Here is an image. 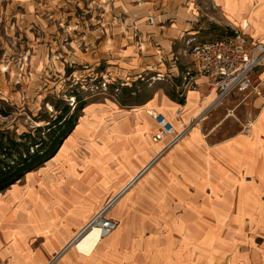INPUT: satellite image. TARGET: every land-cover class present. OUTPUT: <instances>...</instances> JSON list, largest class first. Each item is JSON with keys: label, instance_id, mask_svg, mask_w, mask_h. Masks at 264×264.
Masks as SVG:
<instances>
[{"label": "rangeland", "instance_id": "1", "mask_svg": "<svg viewBox=\"0 0 264 264\" xmlns=\"http://www.w3.org/2000/svg\"><path fill=\"white\" fill-rule=\"evenodd\" d=\"M248 3L242 11L257 25L230 22L224 4L216 0H0V100L5 103L0 107L8 113L0 116V125L19 133L42 124L39 117L51 112L49 101L72 100L66 92L74 90L86 99L77 124L91 131L78 144L74 174L86 176L91 170L87 147L92 144L110 151L108 164L121 166L109 181L95 173V193L103 196L97 211L144 166L136 164L132 151L147 140L134 143V137L120 134L119 116L151 99L174 110L172 102L185 95L184 77L194 69V40L210 41L247 27L254 39L264 40V0ZM158 29L165 35L168 29L175 31L163 38L169 40L165 50L162 40L150 36ZM131 49L132 57H125ZM258 75L263 82L258 94L229 93L209 105L189 130L216 143L241 132L247 112L254 118L253 130L264 107V69ZM199 87L193 89L199 97L216 95ZM121 153L126 158H119ZM163 155L104 214L118 223L106 239L122 264H264L262 202L235 200V177L230 175L222 187H213L209 173L216 168L213 162L204 168L197 152L198 164L189 168L195 174L187 178L174 165L161 166ZM104 160L101 156L94 162ZM148 171L154 175L147 176ZM250 205L255 214H248Z\"/></svg>", "mask_w": 264, "mask_h": 264}, {"label": "crops", "instance_id": "2", "mask_svg": "<svg viewBox=\"0 0 264 264\" xmlns=\"http://www.w3.org/2000/svg\"><path fill=\"white\" fill-rule=\"evenodd\" d=\"M247 5H249L248 0H224L226 12L237 13L240 21L245 20L243 17L246 12H243L242 8ZM168 30L169 35H165L166 33L160 29L157 35H150L162 40L161 50L167 49L169 42L163 38L175 36L172 35L175 33L173 29ZM243 31H247L250 36L254 35L249 27ZM124 52L125 57H132L128 56L132 49ZM157 52L160 53L159 50ZM149 59H155V57H149ZM133 60L137 65L138 59ZM197 80L200 82V89H207L202 77ZM186 92L182 96L183 103H180L179 99V104L172 102L178 105H174L173 111L166 109L169 108L166 103L158 107L155 100L151 99L143 106L137 107L135 111L127 114L123 112L119 116L120 134L125 133L134 137V143L139 141L143 143L147 140L143 148L140 147V150L135 148L132 151L137 154L136 164L144 163L145 166L159 149V145L151 142V136L157 128L151 113H161L172 125L182 127L195 115L201 114L216 98V95L212 97L211 93L199 97L198 90H192L191 94ZM179 106H182V113L177 116L175 111ZM77 125L86 127L84 124ZM89 131L91 130L86 127L83 136L88 137L86 133ZM192 131H194L193 128L188 131L183 140L165 151L164 155H166L160 165H174L175 168L184 171L182 173L187 178L195 174L189 168L191 163L194 166L198 164L194 156L197 152L204 168L207 162H213L212 166L216 168L209 173L214 178L213 187H222L224 176L235 177V181L233 179L235 200L248 198L252 204L260 200L264 214V107L256 120L255 127L247 134L241 130L216 143H209L205 134ZM73 134L72 131L50 160L0 192V264H122L118 252L111 246L106 236L102 237L90 255L80 254L73 249V238L111 200L95 211L102 195L95 193L99 187L96 186L95 172L92 168L86 176L74 174L76 164H73V161L80 157V150H78L80 146L78 142L73 145ZM87 148L92 158L87 163L88 170L90 167H103L106 164L105 161L108 165L111 157L108 149H100L95 144ZM101 156L102 159L107 160L102 161V164L95 163L94 159ZM153 172H148L149 176H153ZM165 173L167 170L163 174ZM202 175L208 176V173L205 172V175L203 173ZM31 176H34L33 179H29ZM84 191H89L90 197L86 196ZM255 209L256 207L250 205L248 214H255ZM237 214H242L239 208Z\"/></svg>", "mask_w": 264, "mask_h": 264}, {"label": "built area", "instance_id": "3", "mask_svg": "<svg viewBox=\"0 0 264 264\" xmlns=\"http://www.w3.org/2000/svg\"><path fill=\"white\" fill-rule=\"evenodd\" d=\"M194 41H190L192 42L190 43V54L194 62V69L192 73L191 71L187 72L184 77L183 89L185 91L193 90L199 86L200 82L197 79L202 77L203 84L209 87V91H215L214 101L226 97L233 91L246 92L248 95L259 93L258 86L263 83L260 79L261 75L258 74L261 69H264V40L254 39L247 31L232 28L227 32V35L218 39ZM181 113L182 106H179L175 115L179 116ZM151 114L157 123V128L151 136V142L159 145V149L138 174L139 176L153 166L165 151L183 140L189 129L196 123L197 118L193 117L182 127H177L172 125L161 113ZM253 123L254 118L250 112H247L242 132L247 134ZM113 199L100 209L85 228L73 238L72 242L76 241L78 236L91 226L99 228L101 237L109 235L116 229L117 221L104 216L106 210L116 200Z\"/></svg>", "mask_w": 264, "mask_h": 264}, {"label": "trees", "instance_id": "4", "mask_svg": "<svg viewBox=\"0 0 264 264\" xmlns=\"http://www.w3.org/2000/svg\"><path fill=\"white\" fill-rule=\"evenodd\" d=\"M66 95L73 97L72 100L66 102L58 98L49 101L51 112L46 118L39 117L42 124L19 133L16 128L0 125V192L50 160L74 130L88 102L74 90ZM179 102L183 103L182 97ZM0 104L5 103L0 100ZM0 116H8L3 107H0Z\"/></svg>", "mask_w": 264, "mask_h": 264}, {"label": "bare ground", "instance_id": "5", "mask_svg": "<svg viewBox=\"0 0 264 264\" xmlns=\"http://www.w3.org/2000/svg\"><path fill=\"white\" fill-rule=\"evenodd\" d=\"M218 3L224 4V0H216ZM247 13V12H246ZM245 13V14H246ZM226 18L232 22H239L240 20V16L235 13H228L225 12L224 13ZM245 20H248L250 23H252L253 25H257V23L255 22V20L252 18V15L250 13H247L246 15H244ZM187 94H191L192 90H188L186 92ZM175 105V104H174ZM175 106H178L177 104ZM49 108H51L48 105ZM194 117H200V114L195 115ZM86 127L83 126H76V128L73 130V145H76V143L80 142L79 139H81L84 135V129ZM79 140V141H78ZM165 141V140H164ZM125 154V153H124ZM130 154V152H129ZM126 155V154H125ZM125 155H122V153L119 155V158H126ZM122 156V157H121ZM116 164H108L105 168L104 167H92V171H94L95 173H97L98 175L102 176V179H107V181L111 180L112 178H116L118 176V174L120 173L121 167L119 164L116 166ZM149 172V171H148ZM147 172V173H148ZM140 172H138L137 174H134L132 177H130L127 182H125L116 192L115 197L113 200L117 199L128 186L132 185V183L137 180L138 178V174ZM150 173L147 174V176H149ZM34 176H31L29 179H33ZM96 177V176H95ZM137 178V179H136ZM102 183L100 182V185ZM84 194L88 197H90V192L89 191H84ZM112 197V198H113ZM112 200V201H113ZM114 204V203H113ZM114 205L111 207L110 211L113 210ZM102 237H101V233L99 231V228L97 226H91L89 229L85 230L80 236H78L77 240L73 242L74 246L73 249L83 255H90L91 252L95 249V247L97 246V244L101 241Z\"/></svg>", "mask_w": 264, "mask_h": 264}]
</instances>
